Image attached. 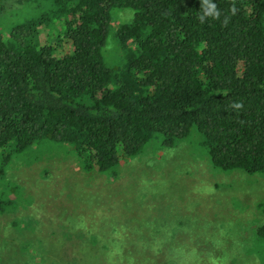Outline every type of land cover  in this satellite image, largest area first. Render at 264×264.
I'll return each instance as SVG.
<instances>
[{
	"label": "trees",
	"instance_id": "obj_1",
	"mask_svg": "<svg viewBox=\"0 0 264 264\" xmlns=\"http://www.w3.org/2000/svg\"><path fill=\"white\" fill-rule=\"evenodd\" d=\"M213 2L202 24L200 0H0V217L15 161L55 148L115 176L197 136L215 171L264 176V0Z\"/></svg>",
	"mask_w": 264,
	"mask_h": 264
},
{
	"label": "rangeland",
	"instance_id": "obj_2",
	"mask_svg": "<svg viewBox=\"0 0 264 264\" xmlns=\"http://www.w3.org/2000/svg\"><path fill=\"white\" fill-rule=\"evenodd\" d=\"M198 141L153 144L115 176L86 173L70 149L18 159L24 194L0 217V264H264V176L215 171Z\"/></svg>",
	"mask_w": 264,
	"mask_h": 264
},
{
	"label": "clouds",
	"instance_id": "obj_3",
	"mask_svg": "<svg viewBox=\"0 0 264 264\" xmlns=\"http://www.w3.org/2000/svg\"><path fill=\"white\" fill-rule=\"evenodd\" d=\"M201 2V9L198 19L200 23H206L209 20H219L222 13L218 8V4L213 2V0H200ZM234 108L236 109H241L243 105L241 103H236L233 105Z\"/></svg>",
	"mask_w": 264,
	"mask_h": 264
}]
</instances>
